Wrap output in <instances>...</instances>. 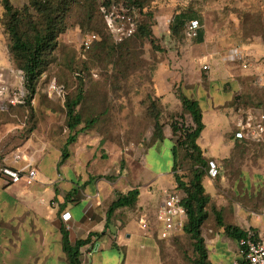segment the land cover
Segmentation results:
<instances>
[{
    "label": "rangeland",
    "instance_id": "rangeland-1",
    "mask_svg": "<svg viewBox=\"0 0 264 264\" xmlns=\"http://www.w3.org/2000/svg\"><path fill=\"white\" fill-rule=\"evenodd\" d=\"M9 1L22 8L29 0ZM103 1L106 0L96 1L91 18L82 0L70 6L65 18L66 29L59 34L50 63L25 104L13 106L0 101V176L4 179L3 166L15 165L11 159L5 161L3 158L16 150L29 153L44 147L48 159L41 163L43 170L51 162L50 158L59 155L61 158L64 144L71 134L66 122V100L76 97L81 88L83 99L76 110L81 113L83 122L77 128L81 129L79 133L87 136V146H94L98 140L97 150H88L92 157L85 175L97 179L106 177L115 182L118 190L138 186L146 190L151 184L149 191L153 199L164 185L165 188L159 189L162 199L164 189H177L174 174L188 181L194 167L193 160L179 144L176 172L172 170L171 147L180 138L181 131L173 135L171 122L176 118L180 128L193 125L188 113L183 119L179 116L183 111L178 94L183 92L201 98L209 109L220 108L225 116L223 127L233 142V149L226 154L207 156L209 166L203 184L210 201L206 206L205 227L219 225L215 209L223 213L225 225L230 224L229 212H234L238 205L242 213L264 215V144L240 142L231 131L232 120L242 110H264V83L253 78L251 73L255 65L264 72V0H139L134 14L151 35L138 33L123 42H117L104 23L100 11ZM180 11H187L188 19L200 20L202 42L195 38L187 40L183 28L172 34L170 24ZM7 20L4 0H0V70L8 85L28 91L24 86V73L10 50L11 39L5 26ZM26 28L28 26L24 24L23 29ZM29 31L33 32L31 26ZM90 34L96 37L90 47H85L83 40ZM236 46L243 51L244 58L222 62L221 57L231 53ZM208 59L210 69L205 70L202 66ZM244 63L248 67H244ZM217 67L221 69L217 70ZM53 83L63 87L62 94L52 90ZM217 83H222L223 87ZM219 87H222L220 93L227 101L215 107L210 93ZM155 113L162 122L165 135L162 141L154 137ZM207 127L203 137L211 143L210 138L220 136L221 126L209 121ZM146 158L155 164L151 171L144 164ZM96 164L105 166L95 168ZM172 183L175 187L171 186ZM177 190L184 196L183 191ZM0 217L2 219V215ZM120 219L124 226L126 220L124 217ZM135 219L138 220L137 215ZM151 220V216L150 220L146 218L149 228L142 229L148 233L146 240L136 238L133 259L145 264H195L196 254L189 234L182 232L170 239H161L157 222ZM25 223L22 218L12 219L14 229L8 230L0 221V264H13L7 260L8 237L13 236V230L22 235ZM249 227L253 226L246 225L243 230ZM221 230L222 238L228 239L225 227ZM124 232L115 228L110 233L111 243L114 245L118 240L123 249L120 253L113 249L104 250L107 264H115V254L123 264ZM92 240L98 241V237H92ZM206 240V245H211L209 237ZM93 255L88 254L85 246L81 254L82 264H89Z\"/></svg>",
    "mask_w": 264,
    "mask_h": 264
},
{
    "label": "crops",
    "instance_id": "crops-1",
    "mask_svg": "<svg viewBox=\"0 0 264 264\" xmlns=\"http://www.w3.org/2000/svg\"><path fill=\"white\" fill-rule=\"evenodd\" d=\"M225 59V56L221 57L222 62H226ZM208 62L209 59L206 63ZM246 67H248V64ZM218 69H221V67H217ZM216 71L212 73L213 77L217 73ZM221 72L223 74V71ZM221 72H218L217 75H220ZM251 73H253V78L264 83V72L259 65L253 66ZM218 85L223 87L222 83ZM222 87L214 88L210 93L215 107L223 101H227L220 93L223 90ZM198 101L203 111V121L205 123L198 143L206 156H222L228 150L233 149V142L227 136L228 130L223 127L225 116L219 111L220 108L212 107L209 109L208 105L203 104L201 98ZM209 121H214L221 126L220 136L210 138L211 141L213 140L212 142L216 140L213 148H210L212 142L208 143V140L203 137ZM234 126L235 118L232 120L231 131H233ZM86 139L87 136H83L80 132L77 140L69 144V155L65 161L62 162L61 158L59 159L60 155L57 158H50L51 162L44 170L41 163L48 159L45 148L38 147L36 150L29 152V154H34L38 170L36 180L31 185H26L24 182H9L0 176V215H2L0 221L4 222L8 230L14 227L12 226V219L22 218L26 221V228L22 235H17L13 230V236L8 237V244L10 245L6 249L9 252V259L6 257L8 261H13V264H16V260L18 264H67L65 252L62 248L61 226L66 227L69 225L72 242L87 237L90 232H104L99 237L97 235L93 236V238L98 237L97 242L102 250H98L94 255L92 254L93 257L89 264H107L103 257L104 250L113 249L119 253L122 251V242L117 240L114 246L111 243L112 239L109 237L115 228L120 232L125 231L126 239L123 242L125 259L123 264L146 263L133 259V250L134 247H137L136 238L145 239V235H148L147 231L140 229L142 221H139L140 219L146 220V218L150 220L151 216L152 220L154 219L153 223H155V215L162 201L159 197V189L165 188V186L162 185L158 189L154 199L153 194L149 191L151 184H147L146 190H144V187L138 186L140 193L135 206L117 209L111 223L106 228V212L109 204L116 198V192H126L133 187H129L127 190H118L115 182H110L106 177L97 179L90 174L85 175V170L89 167L90 157H92L88 150H97L98 146V140L94 142V146H87ZM168 139L171 140V138ZM218 140L222 142L219 143ZM144 164L150 171L155 168V164L148 161L147 158ZM13 166L19 165L16 163ZM100 166L104 167L105 165L96 164L95 168ZM154 180L157 181V179ZM173 185L172 183L171 186ZM86 209L88 213H86ZM65 211L71 213V219L68 223L61 220V215ZM219 211L221 212V210ZM136 215L138 220L135 219ZM221 215L223 218L222 212ZM119 216L124 217L126 220L124 226ZM227 219L230 224H236L241 229L246 225L264 228V215L242 213L240 205L235 206L234 212H229ZM221 229H224V226L220 224H208V227H205L204 224L202 227L204 238L209 237L211 243V245L207 244L209 259L212 264H234L238 258V240L229 235L228 239L222 238L223 230ZM88 244L85 246L87 247ZM85 246L81 248V254ZM115 256L117 259L115 264H120V258L116 254ZM152 264L154 263L152 262Z\"/></svg>",
    "mask_w": 264,
    "mask_h": 264
},
{
    "label": "trees",
    "instance_id": "trees-1",
    "mask_svg": "<svg viewBox=\"0 0 264 264\" xmlns=\"http://www.w3.org/2000/svg\"><path fill=\"white\" fill-rule=\"evenodd\" d=\"M77 1L79 0H29L28 4H25L22 8H18L13 6L9 0H4L6 14L8 15L5 26L11 39L10 50L24 73V86L28 89V91L26 90L27 99H30L31 95L34 93L38 79L49 65L51 56L58 45V36L66 29L65 18L67 12L70 6ZM82 1L86 6V13L89 17L93 16L97 0ZM138 1L139 0H125V2L133 7L134 11L138 9ZM101 15L103 17V14ZM188 17L189 13L187 11H180L174 15L170 24L172 34H175L177 30L180 31L182 28L185 30L186 23L190 20ZM137 23V31L124 41L129 40L138 33L146 34L147 36L151 35L150 32L145 31L146 25H140L138 19ZM24 24H26L28 28L23 29ZM29 26H31L33 31L31 33L29 31ZM195 40L197 42H202L204 40L203 33L198 32ZM178 97L181 101L183 111L179 116L183 119L188 113L193 122L192 126H186L184 128L178 126L176 118L171 122L173 135L181 131L180 138H178L172 146V170L174 173L176 172L179 144L184 148L188 157L194 162V167L191 170L188 181L183 180L182 177L176 173L174 174L177 183L176 188L184 193L182 203L187 210V221L184 226V232L189 234L193 240V247L196 254L195 264H212L209 259V251L205 238L202 234L203 224L208 217L206 206L210 201V196L205 192L203 184V176L206 173V168L209 166V159L198 143V139L205 127L203 111L198 99L190 97L183 92H180ZM82 99L81 88H79L76 97L66 100V122L71 134L68 136L62 150V162L65 161L69 155V144L77 140L78 133L81 131V129L77 127L83 122V118L81 113L76 110V107L80 104ZM154 119V137L155 139L162 140L165 135L158 113L154 114ZM235 139L246 144L255 143L247 139L236 137ZM139 193V187H133L126 192H116V198L109 204L106 212V228L111 223L117 209L135 206ZM214 213L217 222L225 227L227 234L239 240L244 234V230L232 224L225 225L219 210L215 209ZM61 233L62 248L66 254L68 264H82L81 248L90 243L94 235L99 237L104 232H90L87 237L76 239L73 242L70 238L69 229L63 225L61 226ZM240 264L245 263L241 260Z\"/></svg>",
    "mask_w": 264,
    "mask_h": 264
},
{
    "label": "built area",
    "instance_id": "built-area-1",
    "mask_svg": "<svg viewBox=\"0 0 264 264\" xmlns=\"http://www.w3.org/2000/svg\"><path fill=\"white\" fill-rule=\"evenodd\" d=\"M100 11L103 14L105 23L111 35L117 42H122L132 36L138 28L134 9L125 1L106 0L100 4ZM201 27L198 18L187 21L184 36L187 40L194 39ZM95 34H90L83 40L85 47H90ZM226 59L240 60L244 58V53L239 47H233L232 52L225 55ZM247 64L244 63V67ZM203 69H210L208 63H204ZM52 90L62 94L63 87L52 84ZM26 91L21 87H13L6 83L4 73L0 70V101L17 106L26 103ZM234 136L240 139H247L255 143L264 144V110L248 108L242 110L235 118ZM11 159L19 166L6 164L1 168L4 179L9 182H24L31 185L37 177V167L34 154L24 153L21 150L13 151L3 160ZM182 194L177 190L165 189L161 204L156 213L158 236L161 239H170L182 232L187 221V210L182 203ZM64 222L71 219L70 211H65L61 215ZM70 228L69 225L66 226ZM149 228L146 220L141 222V229ZM100 248V244L92 240L87 246L88 254L92 255ZM243 260L245 264H264V228L249 227L244 230V234L238 240V258L234 264H240Z\"/></svg>",
    "mask_w": 264,
    "mask_h": 264
}]
</instances>
